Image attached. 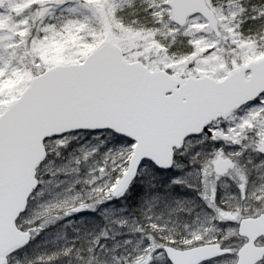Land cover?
Instances as JSON below:
<instances>
[{
  "label": "snow or ice",
  "instance_id": "1",
  "mask_svg": "<svg viewBox=\"0 0 264 264\" xmlns=\"http://www.w3.org/2000/svg\"><path fill=\"white\" fill-rule=\"evenodd\" d=\"M16 5L20 10L10 17L12 0H0V264H20L19 253L48 222L87 211L98 212L104 226L93 221L100 231L86 249L75 248L76 256L85 264L98 261L108 252L102 242L109 235L106 222L123 211L108 202L123 197L144 170L176 165L179 150L198 137L239 146L232 152L216 148L202 159L199 186L172 180L196 189L210 227L186 225L185 233L174 235L145 215L131 230L139 239L117 244L124 252L113 259L264 264V185L250 190L248 176L237 166L245 150L264 156V31L254 29L264 25V3L250 11L230 5L225 16L207 0L192 4L185 19L162 11L175 5L154 0L144 9L151 26L140 27L122 22L113 0H16ZM80 8L95 20L77 15ZM54 9L69 15L53 23ZM245 20L251 22L247 34L241 30ZM212 29H218L215 38L207 37ZM181 33L192 39L189 50L178 54L173 45ZM225 45L231 50L227 56ZM56 159L67 163L55 168ZM81 164L86 178L72 182L68 191L83 183L86 195L56 199L45 174L79 173ZM233 171L239 203L222 206L216 183ZM38 196L44 198L40 211ZM88 219L81 215V222ZM118 223L127 226L126 219ZM73 247L63 255H71ZM57 256L37 259L54 264Z\"/></svg>",
  "mask_w": 264,
  "mask_h": 264
},
{
  "label": "rangeland",
  "instance_id": "2",
  "mask_svg": "<svg viewBox=\"0 0 264 264\" xmlns=\"http://www.w3.org/2000/svg\"><path fill=\"white\" fill-rule=\"evenodd\" d=\"M169 0H155L158 3L168 4ZM117 5L118 18L122 22L129 23L134 22L137 27L151 26L152 18L144 9L154 0H113ZM212 5L218 9H222L225 16L228 15L229 6L235 8L236 5L246 7L249 11L254 4H262L264 0H211ZM20 9L16 5V0H12V11L8 15L14 16ZM162 11L170 12V9H162ZM4 9H0V13H3ZM54 17L49 18L53 23H58L60 19L66 18L68 13H61L59 9H54ZM77 15L81 18L87 16L93 21L95 17L87 9L80 8ZM189 19V18H188ZM243 19V18H242ZM197 20L196 16L191 17V23L195 24ZM250 21L245 20L241 24V30L247 34V30L250 25ZM256 31H264V25L257 23L254 25ZM191 30V29H190ZM162 31L166 32V30ZM10 38V34H5ZM203 33H196L197 38L204 36ZM216 33L212 29L207 33V37L215 38ZM192 39V36H185L182 33L176 37L175 44L173 45V51L178 54H182L189 50L188 43ZM11 51V49H9ZM55 54V53H54ZM226 56V53H225ZM226 123H222L221 127H226ZM123 143V142H121ZM111 146V144H109ZM223 147L226 152L239 151V146L227 144L222 140H210L203 137L194 138L191 143H185L180 153L177 154L176 165L166 174L168 176L169 185H178L181 189L188 188L185 185L173 184L172 180L176 178L185 179L188 183L196 184L199 186V177L197 170L200 167V161L211 154L214 149ZM200 153V156L196 161H193L192 157ZM99 158V157H98ZM67 163L66 159H56L55 168L63 167ZM237 166L245 171L249 178V189L255 190L264 185V156L258 155L251 150H245L242 156L237 161ZM76 167V165H72ZM79 173H71L64 175L63 173H57L56 175L49 176L45 174V178L52 181V186L55 193L59 194L56 199L71 198L77 195V192H82L86 195L87 189L83 183L76 185V187L68 191L70 184L77 179L81 181L86 178L87 167L83 164L80 166ZM236 173L233 171L231 175L223 176L217 180V202H222V206L231 205L232 207L238 206V200L235 198L238 195V188L236 186L235 177ZM141 177H147L146 182L147 190L144 199L142 198L138 209L142 216L153 211L157 212L162 208V204L165 201L163 196V190H157V183H154L155 177L160 179V176H153L150 173V169H146L141 172ZM215 179V177H210ZM59 184V187L56 185ZM157 184V185H156ZM190 189V188H188ZM195 190L194 194L189 200V206H187L178 217L173 219V228L177 229L176 235L183 234L187 229H200L210 227L208 216L206 214L207 208L203 205L202 197H200ZM131 196L127 195L122 199L114 198L108 202L109 205L114 206L115 209H123L122 212L115 211L109 216L106 226L109 229V235L104 241L108 252L100 256L97 260H94L92 264H117L113 257H118L124 252L123 247H116L117 244H121L123 240L131 237L133 244L139 239V233H133L131 230L140 223V219L133 212V209L128 203ZM47 199H53L48 196ZM186 198V200H188ZM44 202V198L36 197L35 206L36 211H40V205ZM251 203V202H250ZM205 211H202L201 208ZM149 211V212H148ZM81 215L88 217V220L81 222ZM47 217L41 218L38 222H43ZM126 219L127 226L121 227L118 223L119 220ZM71 221V222H70ZM93 221L101 222V217L98 212H83L80 215L66 217L63 220H57L55 222H48L35 239L31 241L28 247L19 253L20 264H40L37 257L49 256L52 253H58L54 264H85L84 261L77 259L75 248H87V242L100 231V228ZM101 226H104L103 223ZM73 241H76L75 247H73ZM67 247H73L71 255H63V249ZM81 255L87 258L88 253L86 250L81 251ZM155 264H161L160 261H156Z\"/></svg>",
  "mask_w": 264,
  "mask_h": 264
},
{
  "label": "trees",
  "instance_id": "3",
  "mask_svg": "<svg viewBox=\"0 0 264 264\" xmlns=\"http://www.w3.org/2000/svg\"><path fill=\"white\" fill-rule=\"evenodd\" d=\"M225 53L226 56L230 53V49L228 45H225ZM150 173L153 176H160L161 178L158 179L155 177L154 183L160 182V187H157V190L161 189L163 190V196L165 197V201L162 204V208L159 209L157 212H149L145 215H150L153 217V219H156L159 224H161L164 228H166L170 233L176 235L177 229L173 228L174 225V217L179 216L182 213V205L185 207L189 206V201H186L184 198L185 196H188L191 194V190L183 188L181 189L178 185H169L168 183V172L164 173L159 170L150 169ZM147 177H141L140 175L135 179V181L132 183L131 187L129 188L128 192L124 197L127 195H130L131 197L128 200L129 205L133 209V212L136 214V216L140 219V223L142 224L144 222L141 212L138 210L139 204L144 199L147 185L146 182H148ZM156 184V185H157ZM179 191V192H177ZM195 191V190H194ZM179 201V203H177ZM185 203H182V202ZM182 204V205H181Z\"/></svg>",
  "mask_w": 264,
  "mask_h": 264
},
{
  "label": "water",
  "instance_id": "4",
  "mask_svg": "<svg viewBox=\"0 0 264 264\" xmlns=\"http://www.w3.org/2000/svg\"><path fill=\"white\" fill-rule=\"evenodd\" d=\"M200 3H206V0H169V4L175 5L174 9H171V12L174 10L178 16H184L185 19L188 18V9L192 4H200ZM172 166H170L167 169H161V170H168ZM16 203V198L15 195L13 194V204L15 205ZM254 227V226H250ZM15 234L12 235L11 240L15 241Z\"/></svg>",
  "mask_w": 264,
  "mask_h": 264
}]
</instances>
